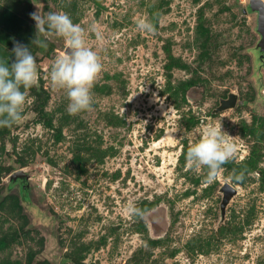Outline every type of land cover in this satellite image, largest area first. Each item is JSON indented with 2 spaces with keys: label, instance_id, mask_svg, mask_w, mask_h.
<instances>
[{
  "label": "rangeland",
  "instance_id": "rangeland-1",
  "mask_svg": "<svg viewBox=\"0 0 264 264\" xmlns=\"http://www.w3.org/2000/svg\"><path fill=\"white\" fill-rule=\"evenodd\" d=\"M247 5L0 0V61L14 60L18 41L38 72L37 83L22 89L21 120L0 127V264H264L258 171L233 182L236 192L220 212L224 180L252 149L264 169V55L256 48L257 13ZM38 8L68 14L100 57L93 105L75 116L49 79L65 42L35 35L29 14ZM138 18L152 21L155 33L140 30ZM41 90L43 119L35 110ZM231 92L235 105L215 111ZM219 123L237 153L209 184L186 152L205 126ZM20 169L28 178L12 180ZM133 203L142 217L129 214Z\"/></svg>",
  "mask_w": 264,
  "mask_h": 264
},
{
  "label": "clouds",
  "instance_id": "clouds-1",
  "mask_svg": "<svg viewBox=\"0 0 264 264\" xmlns=\"http://www.w3.org/2000/svg\"><path fill=\"white\" fill-rule=\"evenodd\" d=\"M29 15L35 21V35L61 37L65 42L64 52L50 67L49 79L53 87L66 93L68 114L75 116L89 110L94 102L92 87L103 66L98 53L86 46L84 29L66 13L48 12L45 16L38 8ZM136 24L142 31H156L155 24L147 18H138ZM31 43L47 48V43L38 38ZM12 53L15 58L10 64L0 61V127H11L21 120L26 101L22 89L31 88L38 80L36 57L30 48L17 41ZM226 135L220 123L208 124L200 138L187 148L186 160L191 167L206 169L209 184L216 182L223 166L235 159L236 146L225 139ZM244 178L243 171L237 173L234 169L224 185L231 190L233 182H243ZM128 212L134 217L143 216V210L134 203L129 205Z\"/></svg>",
  "mask_w": 264,
  "mask_h": 264
},
{
  "label": "water",
  "instance_id": "water-1",
  "mask_svg": "<svg viewBox=\"0 0 264 264\" xmlns=\"http://www.w3.org/2000/svg\"><path fill=\"white\" fill-rule=\"evenodd\" d=\"M249 8L257 13V27L256 30L260 35V39L256 44V48L261 53V56L264 55V0H248ZM237 95L233 92L229 93L228 98L220 100L219 106L215 111H221L230 107H233L236 103ZM10 178L12 180L28 178V175L22 170L14 171ZM221 192L223 193L221 202H220V212L221 216H224L225 207L230 200L231 196L236 192V189L232 186L231 190L228 189L227 185L221 187Z\"/></svg>",
  "mask_w": 264,
  "mask_h": 264
},
{
  "label": "trees",
  "instance_id": "trees-1",
  "mask_svg": "<svg viewBox=\"0 0 264 264\" xmlns=\"http://www.w3.org/2000/svg\"><path fill=\"white\" fill-rule=\"evenodd\" d=\"M244 9L250 10L248 5ZM258 54H259V51H258ZM261 60L262 59L260 58V61ZM37 96H38L39 102H38V105L36 106L35 110L38 112L40 118L43 119V117H46V113L44 112V105H45L44 102L46 101L47 95H46L45 91L41 90L40 92L37 93ZM44 124L47 126H51L49 119H45ZM258 153L259 152L256 148L252 149L248 158L246 160L242 161L241 163L237 164L236 168L238 169L239 172L243 171L244 173L253 172L255 170L258 171L260 173L261 180L264 183V169H260L257 166ZM17 164H19V162H17ZM11 185H12V183L9 186H11ZM19 194H20L22 203L26 206V208L31 209L33 207V205L29 200L27 188L20 187L19 188Z\"/></svg>",
  "mask_w": 264,
  "mask_h": 264
},
{
  "label": "flooded vegetation",
  "instance_id": "flooded-vegetation-1",
  "mask_svg": "<svg viewBox=\"0 0 264 264\" xmlns=\"http://www.w3.org/2000/svg\"><path fill=\"white\" fill-rule=\"evenodd\" d=\"M259 55H260V57L262 58L263 56H261V53L259 52Z\"/></svg>",
  "mask_w": 264,
  "mask_h": 264
},
{
  "label": "built area",
  "instance_id": "built-area-1",
  "mask_svg": "<svg viewBox=\"0 0 264 264\" xmlns=\"http://www.w3.org/2000/svg\"><path fill=\"white\" fill-rule=\"evenodd\" d=\"M242 1H245V0H242Z\"/></svg>",
  "mask_w": 264,
  "mask_h": 264
}]
</instances>
